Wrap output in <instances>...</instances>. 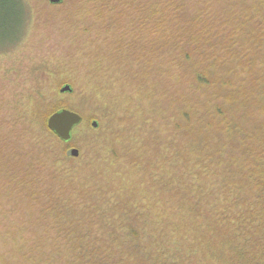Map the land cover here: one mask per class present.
Wrapping results in <instances>:
<instances>
[{
	"label": "rangeland",
	"instance_id": "374dc122",
	"mask_svg": "<svg viewBox=\"0 0 264 264\" xmlns=\"http://www.w3.org/2000/svg\"><path fill=\"white\" fill-rule=\"evenodd\" d=\"M133 1L141 2L137 11L131 6ZM210 1L211 10H220L227 27L216 26L219 22L214 20L209 32L216 36L215 42L228 43L239 14L229 3L225 6V3ZM126 2L132 9L116 8L111 19L100 17L96 20L94 16L92 27L96 31L88 32L90 12L83 10L79 0H64L60 5H52L48 0H0L2 6L11 10L7 16L3 15V9L0 10L1 18L11 20L9 26H2L0 19V29L7 34L0 42V49L10 44L0 50V264H93L95 257L88 261L90 253L86 252L89 242L110 238L111 234L103 231L102 225L97 226V222L88 225L85 218L89 212L88 197L103 200L99 190L109 192L121 188L127 191L130 185L125 180H129L133 169L130 172L129 159L119 163L118 138L127 132V144L132 143L133 149L130 157H126L131 158L139 145L137 137L151 127L150 117L134 105L136 84L122 81L131 75L132 78L138 75L139 81L144 79L138 69L135 68L137 74L128 70V63L136 65L139 59L142 67L146 63L151 65L153 105L163 102L168 108L181 109L185 101L184 72L175 77L167 72L170 50L159 43L151 49V0ZM197 2L199 0H188L191 8L195 7V13L204 5ZM179 5L184 28L173 23L169 33L172 38L180 35L185 41L188 38L186 28L196 27L200 21H196L198 15L191 12L188 5ZM136 19L144 24L135 33ZM96 24L99 25L97 29ZM194 30L190 29L189 33ZM249 32V29L241 32V36ZM175 33L177 35L173 36ZM254 33L258 31L254 29ZM169 39L161 40L171 47ZM255 51L250 53L254 60V65L250 66L253 71L246 75L243 83L251 98L240 103L237 109L244 110L249 119L247 127L261 136L264 133V47L261 55ZM219 55L223 63L216 66L217 74L224 77L233 68L234 59L230 58L229 49ZM114 60L120 65L116 66ZM95 77L108 85L109 93L107 86L101 84L103 98L97 93ZM232 77L240 80L237 73ZM157 78L163 84L161 90L154 83ZM65 86H70L72 92L61 93ZM116 92L122 94L114 96ZM125 98L132 100L128 108L122 106ZM252 107L260 118H252L255 115ZM57 108L70 109L83 117L69 143L52 137L48 130L47 119ZM93 121L97 122V128L92 126ZM70 148L77 149L79 157H67ZM90 152L92 161L88 162ZM145 160L148 162V156ZM54 163L70 173H58L56 177ZM97 170L102 174L98 187L90 182L97 176ZM123 173L128 174L125 179ZM81 204L84 209H80ZM62 207L65 211L75 209L77 218L61 221V216L53 210H62ZM129 243L125 254L120 250L116 256L122 261L119 264H145L135 243ZM78 246H82L84 252H78ZM113 250H117L116 246L110 252ZM127 257L130 259L126 260ZM101 259L106 264V255ZM199 260L194 257L190 263L198 264Z\"/></svg>",
	"mask_w": 264,
	"mask_h": 264
},
{
	"label": "trees",
	"instance_id": "16d2710c",
	"mask_svg": "<svg viewBox=\"0 0 264 264\" xmlns=\"http://www.w3.org/2000/svg\"><path fill=\"white\" fill-rule=\"evenodd\" d=\"M199 2L204 5L195 13V7L191 8L188 0H151V49L159 43L170 50L167 72L173 77L184 72L186 97L181 109H169L163 102L153 105L151 65L146 63L142 67L139 59L134 60L136 65H126L130 71L138 69L144 77L139 81L138 75L136 78L125 76L122 81L136 84L134 105L151 118V127L137 137L139 145L131 158L126 157H130L133 149L132 143L127 144V132L118 138L119 154L124 155L118 156L119 163L129 159L130 172L133 169L129 180H125L130 185L127 191L121 188L109 192L99 190L103 200L88 197L89 212L85 216L88 225L97 222V226L102 225L103 231L111 234L104 241L89 242L86 252L90 253L88 261L95 257L93 264H104L103 255L107 257L106 264H119L122 261L116 256L120 250L125 254L130 241L143 254L141 259L145 264H191L194 257L200 259L198 264H264V133L256 136L255 131L247 127L249 119L244 110L237 109L240 103L251 98L243 87L246 75L253 71L250 66L254 65V60L250 53L253 50L255 54L263 53L264 0H215L225 6L229 3L239 14L228 43L215 42L216 36L209 32L214 20L219 22L216 26L227 27L220 10L212 11L210 0ZM79 3H83V10L90 12L88 32L96 31L92 27L94 16L96 20L100 17L111 19L116 8L122 6L125 11L131 8L126 0H79ZM179 3L188 5L191 12L198 15L196 21H200L196 27L186 28L188 38L185 41L180 35L172 34L177 35L172 38L169 33L173 23L184 28L180 22L182 8ZM140 5L141 2L133 1L131 6L137 11ZM2 9L5 16L11 13L0 4ZM3 18L0 17L2 26H9L11 20ZM139 20L136 19L138 26L133 32L142 29L144 23ZM190 29H195L194 33H189ZM248 29L250 32L241 36V32ZM254 29L258 33H254ZM1 30L0 42L7 35ZM161 39H169L171 47ZM227 49L234 59L233 68L226 76L219 77L216 66L223 63L219 54ZM117 64L120 65L118 61ZM236 73L240 80L232 77ZM154 81L159 90L163 89L158 78ZM102 82L108 88L104 80L95 77L94 84L101 98ZM209 92L211 96H206ZM121 94L116 92L114 96ZM131 102L130 98H125L122 106L128 108ZM60 110L57 108L54 113ZM252 111L255 113L252 118H260L255 107ZM91 154H88V162L92 161ZM123 163L127 169L126 162ZM54 166L56 177L58 173H70L56 163ZM96 175L90 182L98 187L102 174L97 170ZM122 175L125 179L128 174ZM106 193H109L107 197ZM80 209H84L83 204ZM53 211L61 216V221L77 218L75 209L65 211L62 207V210L55 208ZM113 246L117 250L110 252ZM76 249L83 251L82 246Z\"/></svg>",
	"mask_w": 264,
	"mask_h": 264
},
{
	"label": "water",
	"instance_id": "95a60500",
	"mask_svg": "<svg viewBox=\"0 0 264 264\" xmlns=\"http://www.w3.org/2000/svg\"><path fill=\"white\" fill-rule=\"evenodd\" d=\"M52 5H60L64 0H48ZM72 92L70 86H65L61 89V93ZM83 117L70 109H62L48 119L47 126L59 140L64 143L70 142L72 139V132L75 127L81 125ZM94 128L98 127L97 122H93ZM67 157L77 158L79 157V151L75 148H70L66 152Z\"/></svg>",
	"mask_w": 264,
	"mask_h": 264
}]
</instances>
